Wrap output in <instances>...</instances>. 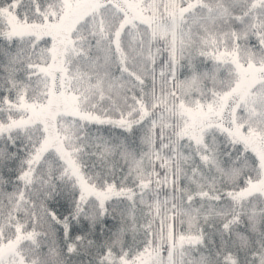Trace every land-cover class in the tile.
<instances>
[{
    "label": "snow or ice",
    "instance_id": "6c2138e0",
    "mask_svg": "<svg viewBox=\"0 0 264 264\" xmlns=\"http://www.w3.org/2000/svg\"><path fill=\"white\" fill-rule=\"evenodd\" d=\"M0 264H264V0H0Z\"/></svg>",
    "mask_w": 264,
    "mask_h": 264
}]
</instances>
